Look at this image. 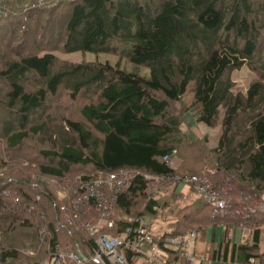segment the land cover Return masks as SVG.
Instances as JSON below:
<instances>
[{
  "label": "trees",
  "instance_id": "1",
  "mask_svg": "<svg viewBox=\"0 0 264 264\" xmlns=\"http://www.w3.org/2000/svg\"><path fill=\"white\" fill-rule=\"evenodd\" d=\"M37 2L0 0V35L9 30L13 38L22 28L25 36L17 37L14 47L0 46L5 49L0 83L6 87L0 98V264H37L48 239L39 234V221L61 216L54 206L59 188L67 181L76 184L82 175L130 176V187L113 206L120 228L140 214L156 221L166 208L169 195L161 203L159 191H152L157 177L170 184V202L178 197L171 185L176 176L201 174L227 191L231 208L242 206L236 196L260 202L264 0H60L52 8ZM7 8L13 11L6 14L14 15L6 18ZM49 34L53 40L36 44ZM60 47L67 53L118 55L136 71L119 63L60 61L52 52ZM140 67L149 75H140ZM244 67L257 79L245 94L236 93L232 73ZM62 90L72 101L82 95L89 99L78 111L80 119L61 115L60 123L54 121L51 102ZM188 94L198 122L220 123L216 146L193 143L198 141L185 135L183 113L172 103L186 104ZM173 152L183 162L175 169L163 160ZM241 188L249 195H240ZM198 199L197 207L187 203L167 211L175 220L169 225L173 234L201 236L209 225H242L250 228L251 239L233 246L231 261L264 264L262 219H251L259 221L250 226L236 221L233 211L215 216L212 206ZM223 254L227 262L228 246ZM219 257L220 250L214 251L212 259Z\"/></svg>",
  "mask_w": 264,
  "mask_h": 264
},
{
  "label": "built area",
  "instance_id": "2",
  "mask_svg": "<svg viewBox=\"0 0 264 264\" xmlns=\"http://www.w3.org/2000/svg\"><path fill=\"white\" fill-rule=\"evenodd\" d=\"M24 1L29 3V0ZM37 1L52 8L60 0ZM177 156L173 152L163 160L168 167L175 169ZM158 179L163 180V177ZM173 181L190 184L198 197L212 206L215 216L225 215L232 207L229 199L222 194L226 191L216 185L208 174L176 176ZM75 183L67 181L56 194L54 206H59L61 216L55 221H39V234L48 239L37 264L195 263L199 238L196 231L185 234H173L170 229L155 231V221L148 214L128 219L120 228V221L114 219L113 206L118 195L130 187V176L109 172L83 179L82 175ZM6 195L11 196L9 192ZM235 200L245 205L241 198ZM247 208L246 205L244 209ZM74 218L80 221H73ZM54 234L52 245L50 240Z\"/></svg>",
  "mask_w": 264,
  "mask_h": 264
},
{
  "label": "rangeland",
  "instance_id": "3",
  "mask_svg": "<svg viewBox=\"0 0 264 264\" xmlns=\"http://www.w3.org/2000/svg\"><path fill=\"white\" fill-rule=\"evenodd\" d=\"M10 6H11L10 4L8 6L6 5V7H10ZM12 11H13L12 9L7 8L3 14L4 17L7 18V17H10L11 15H14V13H12L11 15L6 14V12H12ZM8 31L4 35L3 34L0 35L1 38L5 36L3 41L0 42V46L2 45V43H7V44H9L8 46L14 47L17 45V41H16L17 37L21 36V39H25L24 38L25 36L22 35V31H23L22 28L19 31H15V33L13 34L14 35L13 38L11 35H10L11 37L8 35V33H9ZM50 39L53 40L52 34L46 35L44 40L42 38H40V40H39V38H38L36 44H41V43L46 44L49 41H51ZM261 43L262 44H261L260 48L262 51H264V41ZM44 47L48 50L52 49V47H49L46 45H44ZM0 51L4 52L5 49L1 48ZM25 51H27V49ZM52 52L58 57V59L60 61H68V62H73V63L74 62H83V61L90 62L91 61V62L109 63L112 65H117L119 63L121 65V68L128 71V72H132V71L135 72L136 71V68L133 64H131L129 61L125 60L124 58H122L118 55H114V54H104V53L94 54V53H81V52L67 53L61 47L59 49L53 50ZM39 54L42 55L43 51L40 52ZM137 69H138L137 72L140 75H143V76L149 75V69L147 67H140ZM232 78L236 84L235 92L236 93L241 92V93L245 94L250 83L252 81H254L255 79H257V75L254 72H252L251 70H249L248 68L244 67L240 70L233 72ZM31 81H32V79H31ZM28 85H29V83H28ZM3 89L6 91L5 85H3V82H1L0 83V98H2V96H3V94H1ZM186 97L187 98H185V99H186L187 103L184 105H183V103H182V105H181V103H172V105L176 111H180L181 113H183L182 128L184 130L185 135L187 136L189 141H198V142H193V143L207 142L206 145L208 148L216 146L217 140L221 134L220 123L217 122V124L214 127H208L205 124L198 122L196 120V115H195L196 111L193 110V108H191V107L188 108V105H190L189 102H192V94H188V96H186ZM87 100L89 101V99L87 97H84L82 95V96H79V98L76 101H72V100H70L69 95L65 90L60 91L59 95L56 98H54V100L51 102V114L53 115L54 121L57 120L56 117H60L61 115H65L67 117H68V115L69 116L72 115L71 117L73 119H80V117L78 116V111H79L80 107L84 103L87 102ZM222 111L223 110L221 109V115H222ZM0 113H3L2 109H0ZM220 118H221V116H220ZM56 122L60 123L58 120ZM53 126H55V125H53ZM29 143L31 144V142H29ZM191 144H192V142H191ZM2 145H3V142L0 140V146H2ZM30 149H31V147L26 145V147L23 148L24 153L29 154ZM7 155H8V153H7ZM181 160L182 159L177 156V161H176L177 167H180L181 164L183 163ZM155 182H156V186H153L152 191H155L156 189H157V191H159V193H157V195L160 197V199L162 198L160 200V202L163 203V201L166 200V195H169V196L167 198V201H168L167 206L165 209L162 208L159 211L157 220L155 221L153 228L155 231L156 230L157 231H163V230L167 231L171 228L169 225L173 221H175L173 215L169 214L167 211L169 209H173V208H175V210L184 209V207L187 205V203H191L194 201L199 202L198 199H196L198 197V195L195 192L194 188L190 184H184V183H178L177 182V183H175V187H174V184H171V185H172V187H174L173 188L174 191L172 190L173 193L175 192L174 195H176V196L178 195V197L175 199V202H170V198H169V197H171V193L169 192L171 190L170 184H168L164 181L160 182L158 177L155 179ZM158 185H160V186L158 187ZM167 190H169V191L167 192ZM247 190L248 189L241 188L240 189L241 192L239 194L244 195V193H242V192L244 191V192L248 193ZM222 194L225 197V199H229L230 203L233 202V200H231L228 197L227 191L223 192ZM247 195H249V193ZM238 197L239 196H236V198H238ZM245 197H247V196L245 195ZM253 198H254L253 196H252V199L250 197L242 198V200L245 203L244 206H243V203H239L242 206L229 208V211H233L232 213L235 212L234 214L236 215L235 216L236 221H242L244 223L249 222L250 226H252V224L257 223V221H259L258 219H262L264 221V207L263 208L260 207V206H264V195L260 199H258L260 202H258L257 199L254 200ZM246 205L248 207L247 210L244 209V207H246ZM254 206H255V208H254ZM250 207H253V208H250ZM252 209H254V210L251 211ZM255 217H257L258 219L257 220H251V219H256ZM73 221H80V220L74 218ZM221 233H222V228H219L217 230V236H216L217 241L220 240ZM240 233L243 234L242 231ZM245 235L248 236V233H245ZM236 239H237V241H239V232H237V234H236ZM243 239H245V238H243ZM261 245L264 248V236L261 239ZM196 247H197L196 252H195L196 258H195L194 264H210L209 262H207V260L202 259L204 257V254H205V244L203 242H198ZM261 255H263L262 258H264V253ZM230 264H232V263H230Z\"/></svg>",
  "mask_w": 264,
  "mask_h": 264
},
{
  "label": "crops",
  "instance_id": "4",
  "mask_svg": "<svg viewBox=\"0 0 264 264\" xmlns=\"http://www.w3.org/2000/svg\"><path fill=\"white\" fill-rule=\"evenodd\" d=\"M174 187H175V185H174ZM196 199H198V197ZM190 204L194 207H197L196 205L198 204V202L194 201V202H191ZM219 228H222V233H221L220 240L217 241L216 236H217V230ZM261 229H262V235H261V239H262V237L264 236V225L261 226ZM241 231L243 232V234L240 233ZM237 232H239V241H237V239H236ZM245 233H248V236H246ZM243 238H245V239H243ZM250 239H251L250 228L243 227L242 225L241 226H232V225L229 226V224L221 223V224H218L217 226H214V225L207 226L205 228L204 232H201V236L199 233V238H198L197 243L203 242L205 244V254H204V257L202 259L207 260V262H209L210 264H219V263L220 264L221 263L222 264H230V263L242 264L240 262H232L231 261V250H232L234 245L237 246V245H241L243 243H247L250 241ZM225 246H228V249H229L227 262H225L222 258L224 255L223 253L225 251ZM218 250H220V257L217 259H212L213 252L218 251ZM260 252H261V254L264 253V248L261 245V241H260ZM255 263H257V262H255Z\"/></svg>",
  "mask_w": 264,
  "mask_h": 264
},
{
  "label": "bare ground",
  "instance_id": "5",
  "mask_svg": "<svg viewBox=\"0 0 264 264\" xmlns=\"http://www.w3.org/2000/svg\"><path fill=\"white\" fill-rule=\"evenodd\" d=\"M209 175V174H208Z\"/></svg>",
  "mask_w": 264,
  "mask_h": 264
}]
</instances>
